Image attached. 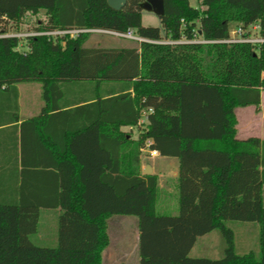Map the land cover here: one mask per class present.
Returning a JSON list of instances; mask_svg holds the SVG:
<instances>
[{"label":"trees","instance_id":"1","mask_svg":"<svg viewBox=\"0 0 264 264\" xmlns=\"http://www.w3.org/2000/svg\"><path fill=\"white\" fill-rule=\"evenodd\" d=\"M142 1L114 10L105 0H0V33L42 12L32 31L131 29L145 39L105 47L84 46L88 31L0 37V156L6 135L21 163L7 179L16 188H4L0 160V264H101L112 214L136 217L139 264H264V140L235 138L233 113L259 105L264 41H150L194 32L224 39L233 23L257 24L264 39V0H163L158 27L141 25ZM24 81L40 83L43 104L18 122L16 84ZM84 82L99 87L93 100L66 97ZM88 108L94 115L81 121ZM142 111L132 138L120 127L136 125ZM146 138L150 150L177 158L175 215L155 211L157 177L141 173L138 157ZM41 209L59 210L53 246L33 242ZM225 220L256 222L257 253L233 251ZM213 229L222 255L189 256Z\"/></svg>","mask_w":264,"mask_h":264},{"label":"rangeland","instance_id":"2","mask_svg":"<svg viewBox=\"0 0 264 264\" xmlns=\"http://www.w3.org/2000/svg\"><path fill=\"white\" fill-rule=\"evenodd\" d=\"M191 5H196L195 0H189ZM42 18V12L36 16L27 15L22 26L18 29L11 28L12 34H24L32 32L35 20ZM140 22L143 26L158 27L159 20L156 15L144 10L140 11ZM23 37V36H20ZM25 42L21 41L19 49H25ZM133 44V40L118 37L105 32H92L84 41V46H118ZM19 89L20 115L27 117L38 112L41 103L40 83L37 81H24L17 84ZM262 101L264 103V91L262 92ZM169 157H156L155 170H161L163 174L169 177L171 184L175 179H171V166H174L176 159L172 158V163H167ZM174 162V163H173ZM175 167V166H174ZM155 199V211L161 214H174L177 211V198L175 196L174 186L169 192L160 181ZM164 183V182H162ZM262 201L264 203V188L262 190ZM58 209L40 210L38 218L37 234L33 242L41 246L55 245L56 219ZM117 220L121 222L117 223ZM226 227L231 230L232 249L236 254L247 252L257 253L258 251V229L254 221H223ZM136 219L131 215H111L106 220V232L108 243L101 254V264H137L138 256L136 250ZM225 246L224 238L218 229L198 236L190 248L188 255L191 257H206L215 259L222 255Z\"/></svg>","mask_w":264,"mask_h":264},{"label":"crops","instance_id":"3","mask_svg":"<svg viewBox=\"0 0 264 264\" xmlns=\"http://www.w3.org/2000/svg\"><path fill=\"white\" fill-rule=\"evenodd\" d=\"M110 34V33H109ZM131 44L127 45H118V46H105V47H119V46H129ZM18 84V83H17ZM16 84L17 90H18V117L19 121L21 122L23 120H26L27 118L30 117H35L38 116L39 110L41 105L43 104V100L41 98V103L40 107L38 109V112L29 115L27 117H22L20 115V105H19V89ZM69 93L66 95L69 99L76 98V97H83L85 99L84 102H89L93 99H90L93 97L95 90H99V87L95 88V86L92 83L84 82V83H79V84H70L69 85ZM264 90H260V102L257 107H254L252 105H247V106H240V107H235L233 109V113L235 116V138L237 139H245L248 137H257L259 140H264V103L262 101V92ZM74 102V101H73ZM50 112L53 111H46V114H49ZM95 113L94 108H88L83 112V118L81 117V121H85V118H91ZM145 112L142 111L140 113V116L136 122V125L134 126H122L120 127L122 130L127 131L130 133V136L132 138H136L140 132V129L144 126L145 123ZM3 137L2 139V147H3V153H1L0 160L3 162V166L1 169V174L3 175L5 179V185L4 188H16L18 184H14L13 182H9L7 179L9 177L15 175L16 173V167L17 170L21 169V163L19 161V154L13 155L12 152L10 151L11 148V143H10V138L8 136H1ZM150 140L149 139H144L142 142L141 147H139V163H140V171L142 172V169L145 168L146 166L149 167V174H154L157 177V189L160 188L159 182L166 187V190L169 192L170 190L173 189L175 190V196L177 197V192H176V177H177V170H178V161L176 157H171V156H165L169 157L170 160L167 161V163H172L171 161L172 158L176 159V163H174V166H171V169L168 171L171 172V179H175V182L171 184V180L169 181V177L165 176L161 170H155V158L159 157L160 155L155 151L154 153H149L150 149L148 148ZM18 146V142H17ZM9 151H8V149ZM31 158L35 159H43L42 154H34ZM145 174V173H144ZM164 182V183H162ZM16 185V186H14ZM41 181L37 180L35 183V187L40 188L41 186ZM264 188V187H263ZM262 188V190H263ZM177 201V200H176ZM177 211L174 214H168V215H175ZM112 215H120V214H112ZM111 216V215H110ZM133 216V215H131ZM135 217V216H134ZM108 218V217H107ZM136 219V217H135ZM107 220V219H106ZM121 222V220H117V223ZM107 233V232H106ZM206 234V233H205ZM138 229H137V219H136V229L134 236L136 237V250H137V245H138ZM204 235V234H203ZM108 239V236H107ZM108 243V241H107ZM105 248V247H104ZM103 248V249H104ZM103 251V250H102ZM102 254V252H101ZM137 256H138V250H137ZM137 264H139V256L137 260Z\"/></svg>","mask_w":264,"mask_h":264},{"label":"built area","instance_id":"4","mask_svg":"<svg viewBox=\"0 0 264 264\" xmlns=\"http://www.w3.org/2000/svg\"><path fill=\"white\" fill-rule=\"evenodd\" d=\"M258 25L257 24H247L243 25L241 23H233L228 28V36L224 39H215V40H208L204 39L201 35H199L197 32H194L192 34V37L189 39L185 38H179L176 40L171 39H162V40H150L153 43H166V44H176V43H235V42H262L264 41L263 38L255 35L256 29ZM105 32L110 33L112 35L118 36V37H124L131 40L136 41H143L145 39H142L138 36H136L131 29H127L125 32H108L98 29H68V30H50V31H42V32H28L24 34H12L10 32L0 33V37H6V36H27V35H39L44 34L48 36H54V35H62V34H68L69 36H74L79 32ZM155 150H150L149 153H154Z\"/></svg>","mask_w":264,"mask_h":264},{"label":"water","instance_id":"5","mask_svg":"<svg viewBox=\"0 0 264 264\" xmlns=\"http://www.w3.org/2000/svg\"><path fill=\"white\" fill-rule=\"evenodd\" d=\"M107 5L114 9L119 10L124 4L126 0H105ZM139 7L141 10L151 12L157 17L163 14V0H143ZM143 173H149V167L146 166L142 169Z\"/></svg>","mask_w":264,"mask_h":264}]
</instances>
